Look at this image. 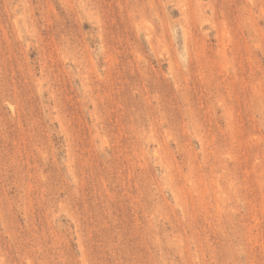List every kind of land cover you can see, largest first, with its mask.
Masks as SVG:
<instances>
[{"label": "rangeland", "instance_id": "374dc122", "mask_svg": "<svg viewBox=\"0 0 264 264\" xmlns=\"http://www.w3.org/2000/svg\"><path fill=\"white\" fill-rule=\"evenodd\" d=\"M0 264H264V0H0Z\"/></svg>", "mask_w": 264, "mask_h": 264}]
</instances>
